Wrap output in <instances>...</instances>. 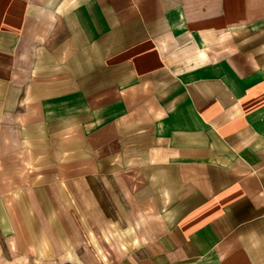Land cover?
Wrapping results in <instances>:
<instances>
[{"label": "crops", "instance_id": "1", "mask_svg": "<svg viewBox=\"0 0 264 264\" xmlns=\"http://www.w3.org/2000/svg\"><path fill=\"white\" fill-rule=\"evenodd\" d=\"M17 168L0 264H264V0H0Z\"/></svg>", "mask_w": 264, "mask_h": 264}, {"label": "rangeland", "instance_id": "2", "mask_svg": "<svg viewBox=\"0 0 264 264\" xmlns=\"http://www.w3.org/2000/svg\"><path fill=\"white\" fill-rule=\"evenodd\" d=\"M46 171V169L41 168L0 169V198L3 199L6 196V198H8L9 193H15L14 190H17V194L20 195L21 191L24 192L25 187L27 186V189L31 186V184L39 186L40 183H43V179L45 178V176L52 175L51 172L46 173ZM16 178L17 184H14ZM9 197H12V195H9ZM9 237L13 238V234ZM41 244L43 245L42 247H40ZM47 244V242H39V247L38 249H36L35 255L33 253L34 250H32L30 253V250L26 248L20 250L17 249V255L20 257H30L28 259V264H51L45 262L55 261L56 263L61 259L66 260V264H79L77 262L78 259L76 258V255L73 254V250L69 248L62 250L64 254L56 256L55 251H60V249L45 248L44 245ZM90 252V250L84 249L82 250V254L80 256L84 257L85 260H88L87 257ZM96 252H100L104 257L101 249L96 250ZM77 253H79V250L77 251ZM63 255H65L67 259H64ZM90 257H92V255H90Z\"/></svg>", "mask_w": 264, "mask_h": 264}]
</instances>
